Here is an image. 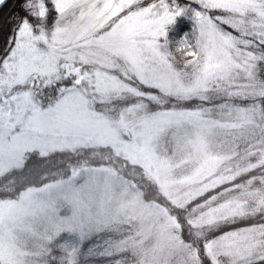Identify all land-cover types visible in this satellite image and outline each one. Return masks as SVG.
<instances>
[{
	"label": "rangeland",
	"instance_id": "obj_1",
	"mask_svg": "<svg viewBox=\"0 0 264 264\" xmlns=\"http://www.w3.org/2000/svg\"><path fill=\"white\" fill-rule=\"evenodd\" d=\"M46 21L45 28L51 30L56 20L51 27ZM194 27V20L179 17L170 26L168 39L175 45ZM258 87L260 90L255 81L241 80L223 89L241 98H264V88ZM137 89L141 94L73 98L47 117L25 121L23 133L18 130L15 140L8 135L0 140V177L21 168L28 152L48 155L107 147L129 164L141 167L169 202L185 207L262 163L263 154L254 163L248 162V154L242 164L232 167V140L227 148L221 146L226 135H241L257 123L264 130V101L249 108L167 109L163 105L168 98L205 100L220 90H194L190 84L183 89L175 85L163 90L137 85ZM121 173L113 166L83 165L68 178L30 187L13 200H1L0 256L5 264L14 241L19 252L26 253L27 264H48L49 257L55 258L54 249L63 264H196L191 256L199 248L183 239L176 218L160 204L145 200L135 182ZM236 196L212 199L188 216L198 240H205L210 229L264 204L258 201L251 207L256 195ZM244 229L255 231L231 232L264 243V235H260L264 228ZM220 236L215 238L217 245L224 243ZM219 251L214 245L213 255ZM220 264L227 262L221 258Z\"/></svg>",
	"mask_w": 264,
	"mask_h": 264
},
{
	"label": "snow or ice",
	"instance_id": "obj_2",
	"mask_svg": "<svg viewBox=\"0 0 264 264\" xmlns=\"http://www.w3.org/2000/svg\"><path fill=\"white\" fill-rule=\"evenodd\" d=\"M49 3L56 12L51 30L44 26ZM13 4L22 11H13L7 0H0V140L5 135L15 140L25 121L40 120L89 94L139 95L137 85L163 90L190 84L194 90H221L237 81L264 78V0L22 4L13 0ZM181 16L194 20L195 27L173 45L168 31ZM218 239L224 243L217 245L213 239L204 245L209 264H220L221 258L227 264H264L261 241L238 232L223 233ZM214 245L220 248L216 255ZM7 252V264H27L17 242ZM191 258L203 264L198 251ZM0 264H5L3 256Z\"/></svg>",
	"mask_w": 264,
	"mask_h": 264
},
{
	"label": "trees",
	"instance_id": "obj_3",
	"mask_svg": "<svg viewBox=\"0 0 264 264\" xmlns=\"http://www.w3.org/2000/svg\"><path fill=\"white\" fill-rule=\"evenodd\" d=\"M22 3H24V0H17V4ZM7 4L11 6L13 11H22L16 6V4H13V0H8ZM49 7L50 10L46 24L51 27L56 20V12L55 10H52L50 3ZM181 18L188 19L189 17L181 16ZM30 19H32V22L35 24L40 23V21L35 18ZM177 60L182 62L180 57H177ZM255 83L259 90L260 87H258V85L264 88V78L255 81ZM241 86L242 88L240 91L244 88V85ZM234 88L235 87L232 89ZM146 91L152 93V91ZM54 95L53 92L52 96L54 97ZM259 101H264V98H260L259 96L241 98L237 94L230 93L228 89H223L214 92L205 100L168 98L163 106L167 109L218 108L221 106H225V108H249L254 102ZM44 103L47 104L48 100H45ZM260 127L261 124L257 123L251 128L244 130L241 135L231 134L224 137L226 138V141L221 147L227 148L229 140H232L229 148H232V146L234 147L233 153L230 154L231 159L229 160L232 167L242 164L241 162L248 154L250 155L248 159V162L250 163L258 162L261 155H264V130H261ZM217 141L219 142V140ZM83 165L93 167L113 166L116 169H120L122 172L121 174H123L124 177L135 182V184L142 190L145 200L154 201L160 204L176 218L181 227V236L185 241L198 246L203 264H209L204 251V245L206 242L215 239L226 232L264 225V204L254 212L247 213L245 216L225 222L216 229H210L206 233L205 240H203V237L199 240L196 238L193 227L190 222H188V216H190L198 206L212 199H226L230 194H237L236 197L246 194L256 195V201L250 204L251 207L257 205L258 201L264 202V159L257 167L206 192L202 196L188 203L185 207H178L169 202L160 193L157 186L147 180L141 167L129 164L123 158L114 155L110 148H82L74 152L58 151L48 155L33 151L25 154L24 164L21 168L13 170L0 177V201L16 199L24 190L30 187H41L47 183L68 178L75 168ZM53 253L55 258L49 257L48 264H63L57 260V255L59 253L58 249H54Z\"/></svg>",
	"mask_w": 264,
	"mask_h": 264
},
{
	"label": "water",
	"instance_id": "obj_4",
	"mask_svg": "<svg viewBox=\"0 0 264 264\" xmlns=\"http://www.w3.org/2000/svg\"><path fill=\"white\" fill-rule=\"evenodd\" d=\"M8 1V0H7Z\"/></svg>",
	"mask_w": 264,
	"mask_h": 264
}]
</instances>
